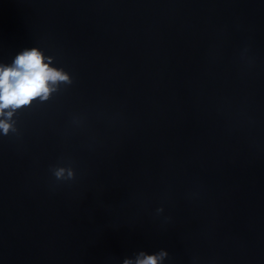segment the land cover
<instances>
[{"label":"water","instance_id":"95a60500","mask_svg":"<svg viewBox=\"0 0 264 264\" xmlns=\"http://www.w3.org/2000/svg\"><path fill=\"white\" fill-rule=\"evenodd\" d=\"M33 47L68 81L0 134V264H264V0H0Z\"/></svg>","mask_w":264,"mask_h":264},{"label":"clouds","instance_id":"9594fccd","mask_svg":"<svg viewBox=\"0 0 264 264\" xmlns=\"http://www.w3.org/2000/svg\"><path fill=\"white\" fill-rule=\"evenodd\" d=\"M63 71L51 66L50 58L33 47L19 52L10 65L0 64V134L10 128L8 118L17 109L29 106L34 100H45L58 82H67ZM140 254L124 264H158L163 257Z\"/></svg>","mask_w":264,"mask_h":264}]
</instances>
